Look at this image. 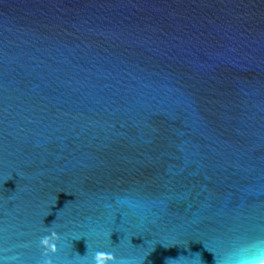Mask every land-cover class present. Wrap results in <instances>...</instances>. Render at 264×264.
Listing matches in <instances>:
<instances>
[{"label": "water", "instance_id": "95a60500", "mask_svg": "<svg viewBox=\"0 0 264 264\" xmlns=\"http://www.w3.org/2000/svg\"><path fill=\"white\" fill-rule=\"evenodd\" d=\"M264 260V0H0V264Z\"/></svg>", "mask_w": 264, "mask_h": 264}, {"label": "clouds", "instance_id": "9594fccd", "mask_svg": "<svg viewBox=\"0 0 264 264\" xmlns=\"http://www.w3.org/2000/svg\"><path fill=\"white\" fill-rule=\"evenodd\" d=\"M59 236L56 233H52L51 236L46 237L42 240V245L46 249L44 256L47 257L42 264H54L50 258V253H56L58 251ZM113 256H105L103 253H93L92 260L90 262H78V264H108L109 261H113ZM114 264H125L122 260L114 261ZM258 264H264V260H260Z\"/></svg>", "mask_w": 264, "mask_h": 264}]
</instances>
